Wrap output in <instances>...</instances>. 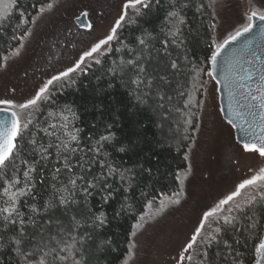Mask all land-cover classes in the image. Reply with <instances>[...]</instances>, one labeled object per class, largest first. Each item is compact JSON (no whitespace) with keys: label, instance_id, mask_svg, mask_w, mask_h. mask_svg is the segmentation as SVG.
Here are the masks:
<instances>
[{"label":"snow or ice","instance_id":"snow-or-ice-1","mask_svg":"<svg viewBox=\"0 0 264 264\" xmlns=\"http://www.w3.org/2000/svg\"><path fill=\"white\" fill-rule=\"evenodd\" d=\"M57 2L0 0V41L10 42L0 68L9 56L20 55ZM217 5L218 0H118L104 35L82 36L70 62L42 69L43 79L29 97L18 101L15 88L13 95H0V264H134L140 230L186 195L191 165L168 172L157 167L171 186L150 187L147 181L159 182L153 168L125 162L139 153L131 137H118L115 121L93 124L91 134L82 136L75 108L60 98L84 79L98 86L106 81L108 89L118 83L134 115L143 114L162 140L193 139L189 130L200 127L194 109L204 107L198 97L214 81L215 92L227 97L220 114L239 135L237 145L264 161V0H249L224 33ZM87 16L82 12L75 20ZM80 27L95 30L91 23ZM71 33L69 25L66 34ZM52 59L50 50V65ZM134 135L140 139L139 132ZM124 216L133 223L120 240L109 225ZM172 259L264 264V166L249 167L201 210Z\"/></svg>","mask_w":264,"mask_h":264},{"label":"rangeland","instance_id":"rangeland-1","mask_svg":"<svg viewBox=\"0 0 264 264\" xmlns=\"http://www.w3.org/2000/svg\"><path fill=\"white\" fill-rule=\"evenodd\" d=\"M117 3L118 0H58L54 10L38 21L20 55L9 56L6 67L0 68V95H13L15 88L14 95L18 101L29 97L43 79L42 69L52 66L59 68L70 62L69 54L82 46L79 43L82 36L104 35L116 15ZM248 3L249 0H218L217 11L223 24L221 33L240 17ZM82 12L88 13L86 24L91 23L95 29L91 33L83 28L77 32L79 27L75 17ZM69 25H72L70 35L66 34ZM65 41L77 46L72 47ZM54 44L56 46L53 48ZM50 50L53 55L51 65L47 62ZM215 87L212 81L207 85L206 92L202 90L204 107L198 113L200 127L190 143L191 151L188 148L186 151L189 161H185V168L191 165L186 195L180 205L167 206L162 214L140 230L134 264H174L172 258L201 210L231 188L247 173L249 167L264 166V161L257 155L243 153L236 144L231 127L221 117Z\"/></svg>","mask_w":264,"mask_h":264},{"label":"trees","instance_id":"trees-1","mask_svg":"<svg viewBox=\"0 0 264 264\" xmlns=\"http://www.w3.org/2000/svg\"><path fill=\"white\" fill-rule=\"evenodd\" d=\"M9 43L6 39L0 41V57L8 53ZM196 58H200L199 54ZM198 98L201 100L202 95ZM60 100L62 104L69 103L75 108L79 118L77 125L83 129L82 136L84 137L91 134L93 124H107L115 121L116 127L113 130L118 137H131L136 143L134 152L139 153L138 156L125 157V162L131 166L133 161L139 160L145 167L153 168V177L158 178L159 182L147 181L150 187L156 190L164 188L167 191L171 186L168 179L155 171L157 167L160 172H168L169 169L174 170L178 167L185 168L186 162L183 160V156L187 151L186 145L190 144L192 139L162 140L155 127L143 114L134 115L135 109L132 101L118 83L108 89L106 81L98 86L95 80L84 79L78 89L68 90ZM194 111L198 115L199 110L194 109ZM195 123L198 124V120ZM189 131L194 137L196 129ZM137 132L141 134L139 140L134 135ZM179 135L183 137L184 133L180 132ZM117 158L119 159V156ZM141 186L143 187V184ZM136 196L139 199V191ZM132 223L133 220L127 216L113 220L109 225L110 234L123 240Z\"/></svg>","mask_w":264,"mask_h":264},{"label":"water","instance_id":"water-1","mask_svg":"<svg viewBox=\"0 0 264 264\" xmlns=\"http://www.w3.org/2000/svg\"><path fill=\"white\" fill-rule=\"evenodd\" d=\"M81 22L84 23V24H86V21H85V18H84V17H81V21H80V22H77V21L75 20V23H76V25H77L79 28H82V27H80ZM218 102H219V107H220V109H221V108H224L225 111H226V110H227V97H226V95H225L224 93H218ZM221 117H222V116H221ZM222 119H223L224 122H226L225 117H222ZM229 126H230V125H229ZM233 134H234V139H235V142H236V140L239 138V135L236 134V133H234V132H233ZM236 144H237V143H236Z\"/></svg>","mask_w":264,"mask_h":264}]
</instances>
